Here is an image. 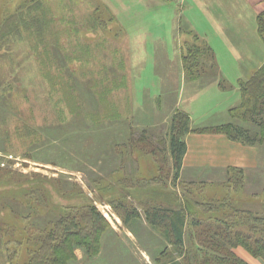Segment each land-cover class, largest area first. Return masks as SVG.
<instances>
[{
  "label": "rangeland",
  "instance_id": "obj_1",
  "mask_svg": "<svg viewBox=\"0 0 264 264\" xmlns=\"http://www.w3.org/2000/svg\"><path fill=\"white\" fill-rule=\"evenodd\" d=\"M260 12L264 0H0V18L22 29L0 43V248H29L32 262L52 220L92 205L99 237L70 245L66 262L187 264L200 224L263 216L264 135L241 108L242 85L264 67ZM176 112L188 117L177 178ZM231 124L253 142L227 135ZM145 199L195 209L182 250L146 220ZM120 200L139 214L126 217Z\"/></svg>",
  "mask_w": 264,
  "mask_h": 264
},
{
  "label": "trees",
  "instance_id": "obj_2",
  "mask_svg": "<svg viewBox=\"0 0 264 264\" xmlns=\"http://www.w3.org/2000/svg\"><path fill=\"white\" fill-rule=\"evenodd\" d=\"M258 31L262 36L264 43V12L257 16ZM16 23L12 16L0 18V43L6 42L11 36L21 34L22 29ZM195 53L193 54V56ZM192 57V55H191ZM187 60H192L188 57ZM185 59V60H186ZM244 101L241 104L243 109L242 116L248 117V120L254 122L260 127L261 135H264V67L257 69L242 85ZM171 125V134L169 140V151L174 168V177L179 176L182 159L186 152V143L182 139L183 133L187 130L188 117L185 113L176 112ZM233 139H240L247 143H252L249 130L243 126L229 125L226 131ZM259 132V131H258ZM255 133V134H258ZM42 194V200L47 198L48 191L39 187ZM46 194V195H45ZM27 200L33 199L26 195ZM40 201V203L42 202ZM141 200L144 206V215L146 220L154 227L161 226L163 233L170 240L171 245L182 250L185 243L184 228L188 215L194 217L193 225H197L195 219V209L187 204L186 207L174 209L165 207L158 202ZM119 208L126 217L136 216L139 212L132 203L119 202ZM190 206V207H189ZM233 212V211H232ZM238 211L234 210V213ZM189 213V214H187ZM241 215H226L224 221L215 219L213 224L205 222L200 224L202 229L198 231L197 243L199 256H191L185 253L187 264H246L236 257L232 248L242 245L252 254L264 258V215H258L250 211H241ZM103 220L100 213L94 206L88 205L78 208L76 211L61 212L59 216L51 221L53 226L46 230V236H40L41 249L44 251L42 256H35L33 264H64L66 256L70 257V245H89L91 241H96L100 233V225ZM255 224L251 227L250 223ZM250 231H256L250 232ZM182 252V251H181ZM65 257V258H64ZM67 258V259H68ZM184 258V257H183ZM171 264H180L173 262Z\"/></svg>",
  "mask_w": 264,
  "mask_h": 264
},
{
  "label": "crops",
  "instance_id": "obj_3",
  "mask_svg": "<svg viewBox=\"0 0 264 264\" xmlns=\"http://www.w3.org/2000/svg\"><path fill=\"white\" fill-rule=\"evenodd\" d=\"M236 21L238 22V24H243V20L242 18H236ZM238 24H234V28L236 30H238V27L240 28V26ZM241 31V29H240ZM238 32V31H236ZM239 34V33H238ZM235 37L237 36V34L234 35ZM241 39H243V36H241ZM136 41V39H134ZM133 44L134 41H133ZM261 62L259 61L257 65H259ZM187 154V151L185 152L184 156ZM3 235L0 234V239ZM29 248H22V247H14V248H0V254L1 253H5L6 255H12V260H8V261H4L3 263L0 264H33L29 261V256L26 257V255H29ZM76 252H78V250H76ZM64 264H89L88 262H86L85 258L83 256H81L80 254L77 256L76 260H71L69 262H66Z\"/></svg>",
  "mask_w": 264,
  "mask_h": 264
},
{
  "label": "built area",
  "instance_id": "obj_4",
  "mask_svg": "<svg viewBox=\"0 0 264 264\" xmlns=\"http://www.w3.org/2000/svg\"><path fill=\"white\" fill-rule=\"evenodd\" d=\"M8 157L10 158L11 156L9 155Z\"/></svg>",
  "mask_w": 264,
  "mask_h": 264
}]
</instances>
